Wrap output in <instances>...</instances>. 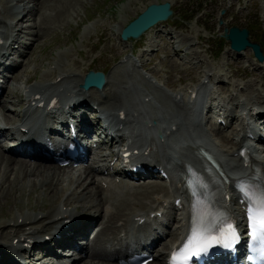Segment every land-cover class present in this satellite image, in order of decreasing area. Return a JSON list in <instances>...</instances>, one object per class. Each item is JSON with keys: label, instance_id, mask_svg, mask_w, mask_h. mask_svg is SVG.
Wrapping results in <instances>:
<instances>
[{"label": "bare ground", "instance_id": "obj_1", "mask_svg": "<svg viewBox=\"0 0 264 264\" xmlns=\"http://www.w3.org/2000/svg\"><path fill=\"white\" fill-rule=\"evenodd\" d=\"M0 1V74H2V70L9 69L12 72L10 76L11 80L16 81V79L20 77V74L25 69L23 64L29 61V57H26V55H31L33 51L31 46L27 47V49L30 50L27 52L25 51L21 55L22 60L19 63L16 61L7 63L5 61L8 58L7 54L17 53L19 55V51L17 50L18 47L16 45H25L23 41L16 39V35L24 33L27 31L26 28H28L25 26V23L21 22H23L27 16V20H29L31 17H33L32 20H34V16H36L37 19L35 18L33 25L29 26L31 30H28L29 32L27 33L37 37L35 40L37 44L39 42L38 39L42 38L40 29L43 19L50 17L52 14H63L62 17H64L65 10L68 9V5L66 4L68 1L71 2L72 0H63L59 3L42 5L41 7H38L36 12L26 9V13L23 15H20V13L24 11V9L21 10L19 6L10 8L9 5H13L14 3L18 4L17 1L24 2L25 0ZM254 1L256 0H250V3ZM71 7L72 5L70 4L69 8ZM62 21L63 20H60L58 24H61ZM122 27V24L118 25L117 31L120 32ZM104 29L108 30L109 28L108 26H105ZM56 36L57 33L50 37L47 42ZM161 36L163 37V35ZM108 39H110V36ZM181 43L182 42H179L176 45L178 48L174 51H172L170 48L165 50L167 59L172 60L176 56L180 55L181 52H184V56L186 58L194 59L196 61L193 66H187L184 62L181 64V66L170 63L162 66L159 69L149 68L148 71L157 78H161L163 73L168 74L166 79L167 81L164 80V84L168 88H174V90L179 88V90L186 92L189 90V88H193L192 85H189L186 82L188 78L186 77L185 73H187V71L191 73L193 72L194 76L191 78V81L196 80V83L200 80V76L210 77L218 74L220 78L217 80V82H215V86L222 94L230 99L235 97L232 95L231 89H235L238 85H240L236 83L234 77L239 76L242 80L248 78L246 83L243 84V87L238 89V94L246 95V102H243L241 111H244L246 107H250V110L253 111L255 116L258 118H263L262 123L264 124V100L260 99L261 95L264 93V90L262 91L260 89V92L258 89V86H262V84H264V74H262V71L264 70V61L257 62L252 57L250 50H245L243 52V56L249 59L251 58L253 69L256 71H248L246 74L248 76H240L238 75V72L236 73L232 71H237L236 64H238L241 59H238V57H233L231 54L235 52H233L231 49H227L225 54H228V56L225 55V57H227V60H229L228 57L231 56V59L235 60V64L232 61L230 65L224 68L227 69L228 73H226V76L229 78V81L223 82L221 80L220 74L222 73L221 69L226 63H222V68L219 66H211L206 61V59L202 58V55H200L195 50H178ZM168 44L172 45L173 42L168 41ZM95 47L96 45H90L89 50L81 54L82 59L86 60ZM24 54L25 57L23 58ZM145 54L146 53H143V55ZM156 55V52H151L149 59H146V62L153 60ZM66 58L69 59L72 68L80 69V71L75 72L70 67H65L66 63L64 64V60L67 61ZM55 62L62 63V66H60L62 72L59 70V66H57L58 72H56L53 77L51 76V79L48 80L44 78L45 81L35 80L32 83L33 79H31L32 77L29 76L24 82H20V87L22 85L27 87V95L23 94L19 89V92H17V97L12 99L13 86L8 84L9 79L6 81V92L2 93V87H0V145L4 142L5 138L2 136V132L6 127L18 130L16 135L20 134L22 136L26 133L21 132L20 126L27 129L29 127H33L34 131L30 134L34 133L41 138H47L44 133L48 131L50 127L45 124L46 120L44 117H42V115H36L34 113L35 111L30 109V107L42 104V108L47 110L48 113L52 112V108L48 107L50 102L53 104H58V109L61 110L60 115H49V117H51L50 119H54L51 121L61 122L64 128L68 126L67 113H70V111H74V113H76V117L78 119L76 129H78L79 132H71L72 138L76 140L79 139L78 136L81 135L82 131H84L86 134L97 124L96 120L93 123L88 121L89 112L91 114L101 112L102 114L110 115L112 119L116 121V130L120 132L121 135H123L124 128H127L132 133H134V128L136 126L150 129L151 127L147 126V124H144V118L149 121H158L159 125L157 128L160 129L162 133H166L168 130H173V132L168 135L167 139L164 141H160L155 137H141L139 133L135 134L136 139L133 145L123 149V152L129 153L127 158L129 159L128 164L131 170L127 172V177H125L122 181L125 182V185H121V187L119 183L117 184L115 182V179L106 177L105 179L99 181L97 178L98 173L104 174L102 167H107V169H109L112 165L119 166L120 160L118 158V154L114 151L108 152L107 150H109L110 146L124 147V140H122V143H117L115 140H106L97 144L98 151L95 152L96 157L92 161L94 166H85L84 164L81 165L82 161H79L75 168L69 170H65V168H60L54 165L45 164L44 162L29 161L28 159H21L19 157L12 156L13 154H16V149L9 151V153L12 155L6 156L0 154V193L6 189L7 186L11 189L8 191L6 195V197H8L5 199L9 200L8 198H10L11 195L16 197L18 195H22L28 185L30 186V189H28L30 191L28 196H30L32 191H37L36 188L38 187L44 191L43 194L46 195L48 199V203L46 204L48 205V208H46V205L43 206V204L35 206L28 205L27 209L31 211L28 213L23 211L24 208H22V205L24 204L18 203L17 205H14L16 208L13 212L11 210L9 211L11 214L5 217L6 219L2 218L0 220V238L7 239L6 243H9L12 248H16V253H13V255H2L4 253L0 252V264H63L60 262L62 259L67 260V263L69 264H103V261H107L106 256L108 252L114 251L109 250L106 244L108 243L109 239L108 235L115 234L116 232V227L114 225L115 221L126 216V212L129 211V209H133L135 205L136 207L144 208L143 210L138 209L139 212L129 211L127 213L128 217L123 220V224L126 226V229L129 228L131 224V217H134L135 221L137 217L141 219L147 215L142 212L146 211L147 203L151 202V194H165L167 192L166 187L154 179L159 176L158 174H154V170L159 169L161 171V168H163V163L171 164L173 155L170 154L167 149L172 145L173 140L177 137V135L180 137H185V135H188L190 140L194 138L191 132V126L187 121H185L187 111L186 105L182 107L177 103L174 104L175 107H173V105L168 102L169 98H173L172 93L161 91L159 94L150 87H144L142 92H135V96L133 98L134 101L129 100L127 96L131 95L132 91L129 90L124 93L122 89L133 87L132 81L137 77L136 75H131L128 79L123 77L117 81L115 85H112V82H108L106 80L105 85L101 89L102 93L100 94L85 93V91L78 89V84L82 81L83 74L88 68H90L91 64L85 65L82 68V62L77 59H70L69 55H64L61 58L55 60ZM18 65L22 67L15 69V67ZM143 65L144 63H142V66ZM248 67H250L249 64H247L245 69ZM35 71L36 70H34V72ZM135 74L146 78L145 75L139 73L137 70H135ZM49 75H51V71L46 74V76ZM174 75H178L179 77H177L175 80L170 79V77H173ZM106 85H109V87L105 90ZM198 85V90H200L202 83L198 82ZM89 90L93 89H88V91ZM252 94L254 95V100H252ZM149 96L154 98L159 104L156 107H151L152 110L166 109L168 108L167 106H171L173 109L172 115L179 113V118L181 121H177V119L173 117H168V119L162 118L161 120V118L158 116V113L146 108V106H149L151 101ZM25 102L27 105H25ZM218 102L220 103V101ZM8 104L22 106V109L26 115H24V119L34 118L33 124L21 125L22 118L18 116L16 120L11 121V116L13 114L6 112V109H8ZM93 104H96V106ZM220 106V110H222L221 114L217 115L218 117L230 116L237 108V106L234 104L229 108L225 105L222 107L223 105H221V103ZM141 109H143V111ZM240 123L243 125V127H246L243 120ZM236 127H240V124H236ZM217 131L222 132L221 135L215 136L218 143L225 142V145L228 143H231L232 145L239 144L237 148L238 153L233 154V156H235V159L232 160L233 169L238 172H246L250 170L251 167L246 166L243 157L239 154L240 149L242 147H246V144H244L245 138L240 137L238 140H231L229 135L224 131L219 129H217ZM251 132L256 135L258 140H263L262 136H258V134L255 133V130ZM196 133H199L200 135L203 134L199 130L198 132L194 131V134ZM10 136L17 139V136H15L13 132L10 134ZM7 143H11L8 145H12V141H7ZM205 144L208 143L205 142ZM19 145H28V147L31 148H39L38 146L34 145V143L28 141L25 138ZM140 147H143V155L139 157L133 156L134 150ZM201 149L210 151L215 155L218 154L214 149L209 150L207 147H205L203 142L201 144L189 143V155H183L181 163H175L174 165L177 177L170 183V185L174 188L171 196L174 200L176 198H180V203L182 205V215L178 218L181 225L177 238L181 234L183 228L188 226V204L183 199L181 187L178 185V182L184 180V173L187 170L192 168L196 170H205L202 159L199 156ZM46 151L47 150L44 152ZM219 151L222 150L218 148V152ZM257 160L258 161L255 163L259 166L261 165L264 170V157H259ZM221 164L224 170L227 171L231 165L229 160H227V164L224 162ZM96 167L99 169H95ZM117 170L124 172L121 168H118ZM89 175L91 176V180L86 182L85 179ZM165 177L167 178L169 175L166 173ZM90 182L94 183L96 187L94 190L87 188L88 183ZM136 182L138 183L137 186L135 184ZM229 196V206L236 217H239L240 206L238 203V196H235L234 193H230ZM135 199H142V202ZM155 200L158 202L161 201L158 197H156ZM183 205H186L185 213ZM24 206L27 207V204ZM107 206H109V210ZM116 206L117 208L119 207L124 209L125 213H119L117 217L111 218L112 213L116 212ZM152 210H154L153 207H151L149 212ZM17 211H19L18 214H16ZM79 211L80 213L89 212L92 215H89V219H86V217L80 218L78 215ZM96 216H101L102 228L99 233L95 235L94 240L89 244V246H83L82 243L87 242L85 237L88 234L89 228L95 224V222L91 223V221ZM173 219H175L174 216ZM68 220H70V222L79 220V222H75L73 225H71L67 229L64 236L61 238H56L59 232H56L55 224L61 223V228L59 229L61 231L62 228L68 224ZM167 225L171 226L172 223L168 222ZM28 226L30 227L28 228ZM8 227L13 228L8 231ZM26 228H28V230H26ZM172 234L173 233H170V235ZM126 238H128V236L124 234L121 237V241H125ZM79 239L81 240L79 241ZM141 239H143V242L146 245L151 246L155 243H158V241L162 239V236L159 234L154 236L144 235L142 237H138L136 240ZM14 240H16L15 243H13ZM171 243L172 240L170 239L169 241L166 242L165 240L163 244H160L163 245L162 249H158L157 252L153 254L154 259L159 260L164 254V249L169 247ZM65 245L72 248L73 252L71 256L66 257V254L68 253H64L65 249H62L65 247ZM22 251L25 254H28L27 259H24V256H22ZM35 251H38V255L34 256L32 253H35ZM41 260L43 261L41 262ZM108 264L112 263L108 262Z\"/></svg>", "mask_w": 264, "mask_h": 264}, {"label": "rangeland", "instance_id": "obj_2", "mask_svg": "<svg viewBox=\"0 0 264 264\" xmlns=\"http://www.w3.org/2000/svg\"><path fill=\"white\" fill-rule=\"evenodd\" d=\"M61 1L63 0H25L24 2L22 1L21 2L17 1V2H18V5L20 6V9L23 8V9L33 10L34 12H36L39 6L41 7L42 5L59 3ZM81 1L80 0H72L71 2L68 1V3L66 4L68 5V9L65 10L64 17H62L63 14L61 15L52 14L50 17L43 19V21L41 22V29H40V33H42V38L38 39L39 42L37 44L35 42L37 37L32 36L27 33L29 32L28 30H31L29 26L33 25V23L35 22L36 16H34V20H32L33 17L27 20V17H28L27 16L25 19L27 21L24 20L23 22H21V23H25V26H27L28 28H26L27 31H25L24 33L16 35V39L23 41L25 44L26 42L29 41L28 43L29 45L27 47L31 46L33 51L31 55H26V57H29V61L23 64V67L25 66V69L20 74V77L16 79V81L11 80L10 85L13 86L12 99L17 97V92H19L21 81L24 82L29 76L32 77L31 79H35L37 81L38 80L45 81V79H48V80L51 79V76L53 77L54 74L58 72L57 66H59V70L62 72V70L60 69V66H62L61 65L62 63H58V62L56 63L55 60H57L58 58H61L64 55L65 56L69 55V58L71 57L72 59L80 60L81 57L79 53H85L89 49L90 44H95L96 47L92 50L88 58L86 60H83V63L84 65H86L90 62H93L94 71H101L102 69H105L108 75V81L116 82L121 78L122 74L124 75L129 74L131 73L132 69L137 70V68L132 67V58L130 57L131 53L134 52L135 50H138V48L142 46L146 47L147 43L141 44L140 41L137 43L136 42L123 43L121 40L118 41L117 37L112 36L111 29L114 33H116L114 30V26L117 27L119 24L126 25L130 20L136 17L148 4L152 2L160 3L162 1H169L172 4L173 9H174V16L171 19V21L157 25L147 35L143 36V37H146V40L147 39L154 40L153 46L150 47L151 50L153 51H155L156 49H161V48L166 49L167 45L169 44L167 42V45H166L165 40L167 41L171 40L173 44H175L177 40H180V41L183 40L182 41L183 45L181 46L182 49L188 46L189 43H191L192 45H190V49H196L200 55L205 54L206 55L205 59L208 61V63L220 64L221 62L225 61L224 60L225 55L228 56V54L224 55L225 50L229 49L228 43L222 40L220 35L224 27L230 28L233 25H236L240 28H244V27L252 28V34H253L251 36L252 39L258 40V41L262 40L264 42V0H256L252 3H250L249 0H240L239 2L238 0H232V2L231 0H81ZM70 4L72 5L71 8H69ZM229 4L231 5L230 9H228ZM238 8H241V9L238 11ZM221 11H223V13ZM204 13L206 16L204 15ZM219 19L226 20V24H222L220 26L218 24ZM60 20H63V21L61 24L60 23L58 24ZM105 26H108L109 29L108 30L104 29ZM160 29L166 30V32L164 33L166 34L165 39L158 38L160 35L158 30ZM167 30L169 32H172L173 30H175L176 34L174 35V37H171V34H168ZM187 30L190 32V35L187 38L182 39L181 38L182 35H179L178 33L180 31L185 32ZM55 33H57V36L51 39L49 42H47L48 39L52 37ZM176 35H178L180 39H178V37L176 38ZM109 36H110V40L108 39ZM205 36L209 37L208 39L209 44L205 43V40H204ZM196 37H199V38H196ZM22 45L23 44L16 45L18 47L17 50L19 51V55L17 53L8 54V59L10 61H16L17 63L21 62L22 60L21 55L24 52L23 48L20 47ZM35 46H38V47H35ZM205 49H208V52L202 51ZM29 50L30 49H27L25 51L27 52ZM241 55L238 56V59H241L240 62L236 64L237 70H239L238 75L248 76L246 75L248 71L252 72L256 70L253 69L251 58L250 59L246 58L243 56V54ZM24 57H25V54L23 55V58ZM233 57H237V56L233 55ZM164 59H165L164 52L159 50L158 56L154 59L155 68H159L161 64L174 63L176 65H179V63L182 62L183 58H180L176 62L173 60L164 61ZM232 61L235 64V60L229 59L225 62L226 64L224 65L223 68L230 65ZM33 63L35 64V69H34L36 70L35 72L34 70L29 71L27 69V68L33 69L34 68ZM65 63L66 65L70 64L68 59L67 61L64 60V64ZM247 64H249L250 67L245 69L244 67H246ZM21 67L22 66L19 65L17 68H21ZM39 68H41V71H48L49 69H52V68L55 70H51V75L49 76H46V74H48V72L50 71L43 72L42 74H40L41 71H39L40 75H38ZM262 74H264V70L262 71ZM185 75L187 78L194 76L193 72L191 73L189 71H187ZM43 76H46V77H43ZM201 79H205V78H201ZM225 79L226 77L223 76V80ZM247 79L248 78H245L244 80H242L241 77L239 76L234 77V80L236 81V83L240 84L237 86L238 88L243 87V84L246 83ZM111 84L115 85V83H111ZM136 84L139 85L140 87L148 86V84L142 79H138L136 81ZM109 85L105 88V90L109 87ZM207 86L211 91L213 90L216 91V95L220 97V98L217 97L218 99H223L225 97L219 93V90L215 88V86L213 85L210 79L207 82ZM258 89L259 90L261 89L263 91L264 84H262V86L261 85L258 86ZM94 93H96V91ZM233 95H236V94L233 93ZM253 96L254 95L252 94L251 95L252 100H254ZM260 99L264 100V93L261 95ZM224 102L225 104H227L228 100H224ZM242 102H245L244 97L238 100H235L233 103L238 104L239 106L238 110H239L242 106ZM227 106H231V104H227ZM13 107L14 106H10V108L8 107V109L6 110L7 112L15 114L11 116L12 118L11 121L16 120L17 116H19L18 115L19 111L15 112L16 108L11 109ZM249 111L250 109L249 107H247L245 112L247 113ZM204 121L207 122V118L204 119ZM235 122L237 121L235 120ZM248 122L250 126H253V122H254L253 119H250ZM208 125L209 123L206 124L205 133H203L202 135L208 136V138H210L213 142L217 143L218 148L224 151L222 153L224 155H227L226 151L227 149L230 148L229 145L231 144L229 143V145L228 144L225 145V142L218 143L215 136L221 135L222 132L217 131V130L213 131L211 130L210 127H208ZM224 127H228V125ZM227 130L230 131V128H228ZM10 131L13 132L12 130ZM4 132H7L8 134L10 133L8 127L4 130ZM263 133H264V129H263ZM7 140L12 141L14 139L11 137H8ZM235 151H236V148L232 146V148L229 150V153L235 152ZM262 151L263 153H260ZM0 152H1L0 154H4V155L9 154L2 150ZM258 154L261 157H264V148H262L258 152ZM110 169H108V171ZM104 176H106L105 173L98 175V177H104ZM90 180H91V176H87L85 179L86 182H89ZM87 188L94 190L95 185L92 182H90L88 183ZM28 189H30L29 185L26 187V190L23 192L22 195H18L17 197L11 195L10 198H8L9 200L5 198L8 197V196L6 197V195L8 191L11 189L7 186L6 189L1 191L0 193V220L2 218L9 216L11 214V212L9 211L11 210L13 212L14 209L16 208L14 205H17L18 203L24 204V205L27 204V207L22 205V208H24L23 211L25 213L31 212L29 209H27L28 205L35 206V205L43 204V206H45L48 203L47 196L43 194L44 191H42L40 188L37 187L36 188L37 191H34V192L32 191L30 193V196H28L30 192ZM162 196L164 195H157V194L152 195L153 198L155 197L162 198ZM135 200L141 201L142 199H135ZM149 204L158 205L159 203L153 201ZM46 208H48V205H46ZM138 209L143 210L144 208L136 207L135 205L133 209H129V211H135ZM166 210L167 209H165V211ZM129 211L126 212V216L120 219H117L115 221L117 222L116 225L118 226V230L115 232V238H119L125 232V229L121 225L122 224L121 221H123L126 217H128L127 213ZM18 212L19 211H17L16 214H18ZM78 213L80 217H88L89 215H92L89 212H86V213L78 212ZM119 213L124 214L125 211L124 209H121L119 207L117 208L116 206V212L112 213L111 218L117 217ZM93 221L95 222V224L91 226V228L89 229L88 234H87L88 240L86 243H82L84 246H89V244L92 242L94 235L100 229L101 218L96 217L92 219V222ZM60 226L61 224H58V228L56 229V231L59 229ZM148 228H149L148 226H136L135 225L134 227L133 226L129 227L126 230H129L133 232V234L136 235L138 233L143 234L147 232ZM90 233L91 234L93 233L92 234L93 236L90 235ZM112 236L113 235L111 234L109 237H112ZM1 241L3 242L1 243L0 250L9 252L10 254H12L13 250L10 248L9 243H6L7 239L1 238ZM109 246L111 248H117L119 247V244L117 243L116 240H113ZM65 249H66L65 252L72 251V249L68 247H65ZM34 255H36V253ZM103 262H104L103 264H108L109 261L108 262L103 261ZM112 264H115V263L112 262Z\"/></svg>", "mask_w": 264, "mask_h": 264}, {"label": "snow or ice", "instance_id": "obj_3", "mask_svg": "<svg viewBox=\"0 0 264 264\" xmlns=\"http://www.w3.org/2000/svg\"><path fill=\"white\" fill-rule=\"evenodd\" d=\"M246 181H237L238 191L242 197V203L247 204V217L249 235H257L264 240V188L259 192L245 185ZM239 242V233L234 222L225 220L219 227L206 226L203 222L200 226L192 228L187 242L179 250L173 252L169 264H188L191 259H199L208 264L217 248L231 250Z\"/></svg>", "mask_w": 264, "mask_h": 264}, {"label": "water", "instance_id": "obj_4", "mask_svg": "<svg viewBox=\"0 0 264 264\" xmlns=\"http://www.w3.org/2000/svg\"><path fill=\"white\" fill-rule=\"evenodd\" d=\"M171 13L170 4L167 2L163 4L153 3L148 5V7L134 21L122 30V38L127 39L131 37L136 39L140 37V35L153 24L169 18ZM221 36L230 42V47L234 51L240 52L246 47H250L257 59L260 62L263 61L264 56L260 46L257 43L249 41L247 29H239L236 26L231 27L229 30L225 28ZM104 82L103 74L90 72L86 75L82 86L84 89L90 87L101 88Z\"/></svg>", "mask_w": 264, "mask_h": 264}]
</instances>
